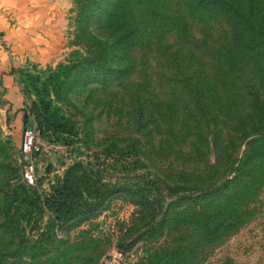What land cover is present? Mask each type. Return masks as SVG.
I'll return each instance as SVG.
<instances>
[{
    "label": "rangeland",
    "instance_id": "rangeland-1",
    "mask_svg": "<svg viewBox=\"0 0 264 264\" xmlns=\"http://www.w3.org/2000/svg\"><path fill=\"white\" fill-rule=\"evenodd\" d=\"M197 3L72 0L47 62L11 70L21 110L15 126L0 90V264H264V33ZM65 180L69 214L53 204Z\"/></svg>",
    "mask_w": 264,
    "mask_h": 264
},
{
    "label": "crops",
    "instance_id": "crops-1",
    "mask_svg": "<svg viewBox=\"0 0 264 264\" xmlns=\"http://www.w3.org/2000/svg\"><path fill=\"white\" fill-rule=\"evenodd\" d=\"M71 2L0 0V90L4 112L13 116L15 126L19 122L21 97L11 70L27 63L47 62L52 49L51 34L57 37L62 33L61 15ZM4 41L10 45L8 50L3 46Z\"/></svg>",
    "mask_w": 264,
    "mask_h": 264
},
{
    "label": "trees",
    "instance_id": "trees-1",
    "mask_svg": "<svg viewBox=\"0 0 264 264\" xmlns=\"http://www.w3.org/2000/svg\"><path fill=\"white\" fill-rule=\"evenodd\" d=\"M197 2L199 6L207 8V10L211 9L213 11H218L220 13L225 14L226 17L231 21L233 28L237 33H245L248 34V36H251L252 33H257V35H262L264 33V1L262 0H197ZM263 42L264 38L263 40L257 41V45L262 44ZM189 80H192V76H188L186 78V81ZM253 105L254 111H256L255 124H264V102H261L257 96ZM46 118L50 120L49 116H46ZM259 134H261L259 135L260 137H264V132ZM198 176L199 175H193L195 179L199 178ZM217 179L218 178H215V180L208 181L205 187H203L208 188L212 184H215ZM200 181L203 180H196L197 183ZM66 183L67 180H65V183L62 186L56 189V193L59 196H62L63 198L60 199L62 204L56 206V201L55 199L53 200L56 212L59 211L63 214L71 213V210L73 208L71 201L75 197L72 188L65 187ZM24 184L27 185L25 182ZM180 188L184 187L180 186ZM197 192H200V194H196ZM211 192L212 191L209 190L191 191L192 194H196L195 197L198 199L205 198ZM234 195L235 193H229L226 196H223L222 198L227 197L229 199L231 197H234ZM170 209V204L165 207V215L169 214ZM203 222L207 224L206 228L210 229L209 233H213L220 228L219 224L210 225V220L208 217H203ZM180 254L181 253L179 252V255Z\"/></svg>",
    "mask_w": 264,
    "mask_h": 264
},
{
    "label": "built area",
    "instance_id": "built-area-1",
    "mask_svg": "<svg viewBox=\"0 0 264 264\" xmlns=\"http://www.w3.org/2000/svg\"><path fill=\"white\" fill-rule=\"evenodd\" d=\"M37 132L30 126L24 130V139L22 143L23 153L28 155V160L24 163L21 170V178L27 185H34L35 179V154L40 152V145L36 140Z\"/></svg>",
    "mask_w": 264,
    "mask_h": 264
}]
</instances>
